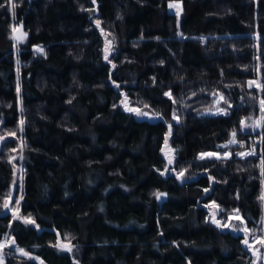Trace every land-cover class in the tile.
I'll list each match as a JSON object with an SVG mask.
<instances>
[{"label": "trees", "instance_id": "16d2710c", "mask_svg": "<svg viewBox=\"0 0 264 264\" xmlns=\"http://www.w3.org/2000/svg\"><path fill=\"white\" fill-rule=\"evenodd\" d=\"M12 2L0 0V133L16 132L0 147V203L20 134L24 181L0 241L32 256L6 264H257L207 204L264 227V122L240 123L264 100V0ZM218 92L226 112L204 113Z\"/></svg>", "mask_w": 264, "mask_h": 264}, {"label": "rangeland", "instance_id": "374dc122", "mask_svg": "<svg viewBox=\"0 0 264 264\" xmlns=\"http://www.w3.org/2000/svg\"><path fill=\"white\" fill-rule=\"evenodd\" d=\"M173 3H179V2H173ZM172 9L175 12L177 11L176 8H172ZM12 28L17 29V31L15 32L13 31V35L17 36L18 30L20 27L17 26V24H14ZM103 33H104L105 42H106L105 43V55H107V57L110 58L112 53L115 51V38L107 30L103 31ZM38 49H42L41 46L35 47V51L40 52V53L43 51V49L42 51H38ZM260 79L261 78L258 75V77L249 79V81L254 82L252 86H257L258 88H260L261 87ZM249 81H248V84H249ZM221 96L224 97L222 93L218 92L217 94H215V98L212 101V105L206 108L204 110V113H220V112L224 113L226 112V109L224 108L222 104L223 99H220ZM261 100L262 99L260 98L259 101L261 102ZM125 105L135 111L148 112L145 107L137 105L133 100L131 101L129 99H126ZM261 117H264V112H261L260 109L257 114L251 113L250 115L244 117L243 121H245V125L247 126H242V129L244 131H253V132L261 129L262 124L264 122V119H261ZM22 126H23V122L21 120L20 130H22L23 128ZM15 135H16V132L0 133V136L3 138V142L7 140L9 137L15 136ZM17 137H18L19 144H18V147H15L12 150L11 160L14 163L15 169L18 172L17 173L18 179L11 186V188L8 190L7 195L4 197V199L0 203V213H4L10 210V213H12L14 217L19 214V205H20V201L22 198L23 181H24V167H23V160H22V157H23L22 155L23 153L22 134H20ZM235 141H237L236 136H235ZM249 152L256 154L257 150L255 149V147H250V148L244 149L240 153H249ZM202 153H212V154L218 155L217 151L208 150V151L200 152L199 153L200 158H201ZM225 153L226 154L229 153L228 149L225 150ZM212 156H206L204 158H208ZM243 156H247V155H243ZM17 188H18V192L15 193ZM5 203L8 204L7 208L4 207ZM207 205L210 208V216L213 218V220H215L223 228H230L236 233H241L244 236V241L247 240L246 246L253 251L254 258L257 264H264V243H261V241H264V227H255V226L252 227L248 225L246 218L244 217V215L241 213L239 209H233L227 212H223L220 210V207L214 201L209 202ZM241 221H243V223H241ZM24 253H27V255H25ZM13 255H16V256L19 255V256H25V257L32 256L27 250H25L23 247L18 245L16 241L14 240V238L8 234L5 236V238L2 241H0V261H2V264H6L8 258ZM38 259L41 263H44L42 258L38 257L37 260Z\"/></svg>", "mask_w": 264, "mask_h": 264}, {"label": "snow or ice", "instance_id": "6c2138e0", "mask_svg": "<svg viewBox=\"0 0 264 264\" xmlns=\"http://www.w3.org/2000/svg\"><path fill=\"white\" fill-rule=\"evenodd\" d=\"M8 2L11 5V7L14 9L15 8V4L12 2V0H8ZM93 2H95V0H93ZM2 6L3 5H0V7H2ZM169 7L170 8H176V10H177L176 11V15L177 16L180 15V12H181L182 9H181V6H180L179 3L169 4ZM13 31L15 32V31H17V29L14 28ZM38 51H42V49H38ZM105 59H107V55L105 56ZM253 83H254L253 81H249V86L251 87L253 85ZM17 91H19V87L17 88ZM165 95L166 96H169V98H171V93H165ZM220 99H223V97L221 96ZM260 105H261V107H260L261 112H264V100H261ZM137 115L147 116L148 113L147 112H142V111H137ZM173 119H177V117L175 116V114L173 115ZM261 119H264V117H261ZM240 123H241L242 126H247V125H245V121H243V120ZM235 136H236V133L234 131L233 132V139L230 140L229 143H235L236 142L235 141ZM0 139H3V138L0 137ZM165 143H167V140L165 141ZM225 147H227V145H225ZM251 154H253V153H251V152H249V153H240L241 156H243V155H251ZM212 155H215V154H212V153H202L201 154V158H204L206 156H212ZM171 163H172V160L170 159L169 160V164H171ZM262 168H264V162H262ZM179 175L180 176H183V172H180ZM156 195H157V198H159L161 194L160 193H157ZM261 199L264 200V194H262ZM4 207L7 208L8 207V204L5 203ZM241 223H243V221H241ZM244 242H245V244H247V240H245ZM261 243H264V241H261ZM68 250L70 251L71 249L69 248ZM24 254L27 255V253H24ZM0 264H2V261H0Z\"/></svg>", "mask_w": 264, "mask_h": 264}, {"label": "water", "instance_id": "95a60500", "mask_svg": "<svg viewBox=\"0 0 264 264\" xmlns=\"http://www.w3.org/2000/svg\"><path fill=\"white\" fill-rule=\"evenodd\" d=\"M1 137V136H0ZM2 143H3V139H0V146L2 145ZM8 213H10V210H8V211H6V212H4V213H2V214H8Z\"/></svg>", "mask_w": 264, "mask_h": 264}]
</instances>
